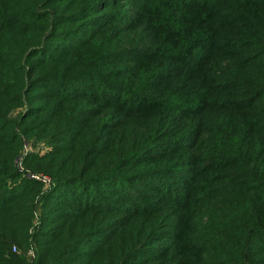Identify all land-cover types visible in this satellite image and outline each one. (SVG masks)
Returning <instances> with one entry per match:
<instances>
[{"label":"trees","instance_id":"1","mask_svg":"<svg viewBox=\"0 0 264 264\" xmlns=\"http://www.w3.org/2000/svg\"><path fill=\"white\" fill-rule=\"evenodd\" d=\"M0 264H264V0H0Z\"/></svg>","mask_w":264,"mask_h":264},{"label":"built area","instance_id":"2","mask_svg":"<svg viewBox=\"0 0 264 264\" xmlns=\"http://www.w3.org/2000/svg\"><path fill=\"white\" fill-rule=\"evenodd\" d=\"M47 145L46 144H42L41 146H40V148H37L36 150H40L42 153L43 152H45L46 150H47ZM26 151L27 150H34V148H32V147H26V149H25ZM34 178H36V179H39V180H42L44 183H45V185H46V187H48V186H50V183H51V179L48 177V176H46V175H32ZM28 255L33 259V260H35V258H36V252L34 251V249H31L29 252H28Z\"/></svg>","mask_w":264,"mask_h":264}]
</instances>
